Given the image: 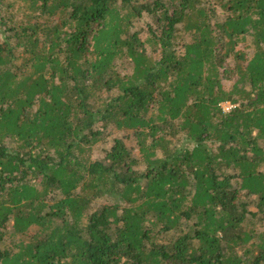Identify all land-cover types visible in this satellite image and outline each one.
Returning a JSON list of instances; mask_svg holds the SVG:
<instances>
[{
  "label": "trees",
  "instance_id": "trees-1",
  "mask_svg": "<svg viewBox=\"0 0 264 264\" xmlns=\"http://www.w3.org/2000/svg\"><path fill=\"white\" fill-rule=\"evenodd\" d=\"M17 1L0 264H264V0Z\"/></svg>",
  "mask_w": 264,
  "mask_h": 264
},
{
  "label": "rangeland",
  "instance_id": "rangeland-1",
  "mask_svg": "<svg viewBox=\"0 0 264 264\" xmlns=\"http://www.w3.org/2000/svg\"><path fill=\"white\" fill-rule=\"evenodd\" d=\"M11 1L12 2H16V6H19V2L17 0H11ZM207 1H210V0H207ZM225 67H229V63H227ZM223 84L225 86H228L230 84V82L228 80H224ZM221 106H222L223 111H225V112H227L231 108V105H229L228 103H223V104H221ZM111 138L112 137H110L109 140H108L110 145H111V142H110ZM126 143H127V146H129V147H132V146L135 145L133 139L128 140ZM97 152H98V150L94 151V154L98 155ZM97 204H98V202H97Z\"/></svg>",
  "mask_w": 264,
  "mask_h": 264
}]
</instances>
